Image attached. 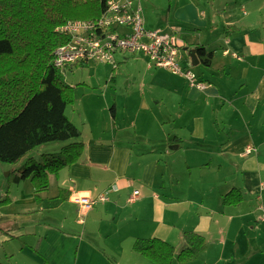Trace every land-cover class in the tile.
I'll use <instances>...</instances> for the list:
<instances>
[{
  "label": "crops",
  "instance_id": "1",
  "mask_svg": "<svg viewBox=\"0 0 264 264\" xmlns=\"http://www.w3.org/2000/svg\"><path fill=\"white\" fill-rule=\"evenodd\" d=\"M142 5L146 29L178 30L184 49L196 51L199 65L191 64L186 51L181 63L194 68L206 89L191 88L181 76L149 68L145 56H118L117 64L126 67L118 74L112 69L104 71L106 78L124 83L125 98L118 101L114 95L107 112L101 110L109 115L113 128L99 141H82L85 150L81 160L58 175H50L47 191L37 193L31 180L15 184V193L9 186L7 201L0 202L6 204L0 209V233L7 234L4 247L17 246L2 248L0 264H11L18 253L35 264H77L66 259L84 241L66 233L65 226L80 228L86 236L95 215H114L122 203L128 204L134 191L140 192L139 197L130 205H141L137 220L150 234L146 239L160 238L180 246L184 232H195L207 240L208 247L190 264H250L251 252L264 254V245L249 248L245 240L248 232L255 239L258 231H263L260 237L264 235L258 210L264 206V0H142ZM132 64L136 72L129 69ZM125 71L129 72L127 77ZM96 110L92 105H73L72 120L88 123ZM118 121L124 125L119 126ZM249 146L254 151L245 155ZM185 149L184 154L196 153L192 170L210 171L218 158L219 172L225 166L235 169L241 181L227 176L234 182L226 185L231 189L224 192L222 186L216 190L212 183L207 190H194L196 196L179 195L172 190L174 182L167 185L158 179ZM232 190L242 194L238 206L224 202ZM105 193L109 200L96 203L92 209L86 210L73 200L74 195H83L93 201ZM10 207L14 210L8 211ZM46 211L60 213L65 226H45L35 247L26 241L30 234H36L31 218ZM79 214L82 220V215L86 217L79 220L83 227L78 224ZM230 242L234 248H229ZM241 245L246 248H239ZM82 250L96 253L101 258L94 256L96 264L108 261L99 248ZM139 256L137 264L146 259ZM129 259L132 261V252Z\"/></svg>",
  "mask_w": 264,
  "mask_h": 264
},
{
  "label": "trees",
  "instance_id": "2",
  "mask_svg": "<svg viewBox=\"0 0 264 264\" xmlns=\"http://www.w3.org/2000/svg\"><path fill=\"white\" fill-rule=\"evenodd\" d=\"M109 1L0 0V162H23L9 174L10 184L31 180L37 193L47 191L50 175L81 160L82 131L67 114L76 88L65 82L64 73L89 63L59 68L55 52L70 41L62 30L69 21L99 20L107 13ZM120 55L128 54L118 52L116 63ZM56 142L67 144L40 159L29 156L38 147ZM242 199L238 190H232L224 202L238 206ZM183 238L187 246L177 256L175 246L160 238L138 239L133 250L154 264H175V260L190 264L208 242L195 232H184Z\"/></svg>",
  "mask_w": 264,
  "mask_h": 264
},
{
  "label": "rangeland",
  "instance_id": "3",
  "mask_svg": "<svg viewBox=\"0 0 264 264\" xmlns=\"http://www.w3.org/2000/svg\"><path fill=\"white\" fill-rule=\"evenodd\" d=\"M148 30H156L155 28L149 27ZM165 31V30H163ZM114 66L108 65V64H102V63H94L91 62L89 65L84 67H72L69 70H66L64 73V79L65 82L74 86L77 88L75 90V102L70 105L68 108V115L70 119L72 120V109L73 105L77 106V108L85 107L86 105H92L93 108H97L96 113L91 121L87 122H81V124L73 122L82 130V135L78 139L79 141H89V139H93V141H99L103 134H106L105 131H111L113 128V123H111V120L109 118V115H104L101 113V110H104L107 112V105L111 101L110 99H113L114 95H117L118 101H121L122 96L125 98L124 93V83L121 81H112V78H106L105 69H112ZM126 65L120 64L117 66V70L114 72L118 74L119 69L125 68ZM131 71L136 72V66L131 65L129 67ZM155 69V68H154ZM194 69V68H193ZM124 75L127 77L129 75L128 71L124 72ZM120 78V77H119ZM121 79V78H120ZM134 83V80L131 81ZM131 83V84H132ZM136 83V82H135ZM156 106H153L155 108ZM163 110H160L158 113H161ZM109 113V112H108ZM77 120V119H76ZM119 126H123L124 124L120 121ZM86 123V125H84ZM166 127V125H165ZM169 128V127H167ZM171 129V128H169ZM142 133L141 131H139ZM104 139V138H103ZM84 143V142H83ZM67 143L64 142H56V143H50L43 146L38 147L35 149L29 156H34L36 159H40L42 154L45 153H56L59 152L62 146L66 145ZM186 149L182 152H180L175 157V164L174 163H168L166 173L161 176H159V181L161 179L169 185L170 182H174L176 184V187L173 188V191H176L179 195L185 197L186 195L190 196H196L195 191H203L205 188L206 190L209 189V185L212 183H215L216 187H220L221 191L224 192L227 189L226 185L232 184V179L226 178L227 176H231L236 181H241V174L238 172H235V169L224 167V170L220 173L219 172V159H216V163L213 162V168L209 170H204L202 172L197 170H192L191 168H194L195 163H193V158H195L196 153H188L184 154ZM41 153V154H40ZM182 155H185L182 158ZM18 163L16 165H9L4 164L0 162V202L4 201L7 196L9 195V186H12L13 192L15 193L17 189V185L10 184V181L8 180L9 174L15 170L14 168H18L21 164ZM188 163V164H186ZM162 165H165V163H162ZM194 172V173H193ZM8 174V176H7ZM164 176V177H163ZM201 176V178H200ZM220 181V182H219ZM200 182H204L206 185L201 186ZM159 188H161L162 184H159ZM226 186V187H225ZM192 188V189H191ZM218 188H216L217 190ZM169 190V189H168ZM195 190V191H194ZM170 191V190H169ZM17 194H20L21 191L18 190L16 192ZM135 191L132 192V194L129 197H132L134 195ZM138 193H140L138 191ZM160 193L162 194V191L160 190ZM44 194V193H42ZM128 197V198H129ZM128 201V200H127ZM122 203V206H120L117 209V212L114 215H110L107 213L106 215H95V219L92 221H89L88 227L89 232L86 236L82 234V231L80 228H75L71 225H64V220L62 219L61 214L59 213H50L49 211L38 213L39 216H32L30 224L33 225L34 231H36V234H30L28 238H26V241L32 244L33 246H38L40 240L42 239L44 235V229L47 225H64L65 226V232L66 233H72L73 235H76V237L79 240H83L84 242L81 245L75 246V249H73L72 253L69 255V258L66 259V262H76L77 264H96V260L94 259V256L99 257L96 253L92 252H83L82 248H99V252H101V256H105L108 261L104 259V262L106 264H137L136 260L140 258L138 253H135L133 251L135 242L141 238L146 239L150 238V234L147 232L146 229H143L140 227L142 224L137 220L138 215H140L141 205L137 208L136 206L130 205V203ZM261 204V203H260ZM5 203H0V209H3ZM68 207V206H67ZM264 206L261 205L258 207V210L260 212V218L263 216L264 212L263 210ZM14 210V207H10L8 211ZM48 212V213H47ZM65 214L64 212H62ZM35 215V214H33ZM78 224L83 227L82 222L85 220L86 217L82 215L83 220L81 219V214H79ZM251 220L249 221V223ZM264 223V222H263ZM36 224V225H35ZM92 224V225H91ZM180 224V223H179ZM183 224V223H181ZM35 225V227H34ZM182 229V228H181ZM251 229V227H249ZM30 233H32V229L29 230ZM263 231L257 232V239L253 238L252 233L248 232L247 237L245 240H248L249 248L251 247H261L264 245V235L263 237H260ZM5 235H7L5 232L0 233V254L2 255V248H8L10 244L5 247L4 239L6 238ZM147 235V236H146ZM251 235V237H249ZM65 239L62 240V243L65 244ZM18 244V243H17ZM17 246V245H16ZM16 246H10V247H16ZM22 245H19L21 247ZM175 248H178V251L176 250V256L178 255L181 250H183L187 244L183 241L180 246L177 244L175 245ZM78 248L80 249V252L78 251ZM104 248H106V252H104ZM229 248H234L232 246V242H230ZM239 248H246V245H241ZM35 250L37 248H34ZM132 252V261L129 259ZM3 260H6L2 256ZM100 258V257H99ZM104 258V257H103ZM11 259V258H10ZM44 260H47L45 256H43ZM101 259V258H100ZM35 261L28 257L25 254L18 253L16 257L11 259L9 263L11 264H35ZM139 264H154L153 261L148 259H142ZM250 264H264V254L261 252H251L250 253Z\"/></svg>",
  "mask_w": 264,
  "mask_h": 264
},
{
  "label": "built area",
  "instance_id": "4",
  "mask_svg": "<svg viewBox=\"0 0 264 264\" xmlns=\"http://www.w3.org/2000/svg\"><path fill=\"white\" fill-rule=\"evenodd\" d=\"M62 30L70 41L56 50V67L91 62L116 66L115 55L121 52L130 56H145L149 68L181 76L191 88L206 89L193 69L181 63L184 60V41L179 31L145 28L142 0H110L107 13L99 20L69 21ZM253 151V146H249L245 155ZM262 188L264 190V185ZM138 197L136 191L129 198V203H135ZM73 200L87 210L98 202L108 201L109 194H101L93 201L87 196L74 195ZM261 219L264 222V214Z\"/></svg>",
  "mask_w": 264,
  "mask_h": 264
},
{
  "label": "water",
  "instance_id": "5",
  "mask_svg": "<svg viewBox=\"0 0 264 264\" xmlns=\"http://www.w3.org/2000/svg\"><path fill=\"white\" fill-rule=\"evenodd\" d=\"M184 51L188 52V56L191 59V64L194 67H196L197 65H199V62L197 61V55H196V51L195 50L184 49Z\"/></svg>",
  "mask_w": 264,
  "mask_h": 264
}]
</instances>
